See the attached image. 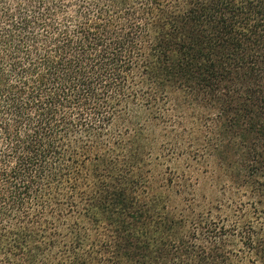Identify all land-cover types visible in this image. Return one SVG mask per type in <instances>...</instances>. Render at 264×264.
Here are the masks:
<instances>
[{
    "label": "trees",
    "instance_id": "1",
    "mask_svg": "<svg viewBox=\"0 0 264 264\" xmlns=\"http://www.w3.org/2000/svg\"><path fill=\"white\" fill-rule=\"evenodd\" d=\"M0 264H264V0H0Z\"/></svg>",
    "mask_w": 264,
    "mask_h": 264
},
{
    "label": "rangeland",
    "instance_id": "2",
    "mask_svg": "<svg viewBox=\"0 0 264 264\" xmlns=\"http://www.w3.org/2000/svg\"><path fill=\"white\" fill-rule=\"evenodd\" d=\"M191 152H194V149L191 148ZM193 154V153H192ZM194 156V159H193V164L197 167L200 168V170H204V169H208L210 166V162L208 159H205L203 156H206V155H203V153H198V152H195V154H193ZM175 167V166H174ZM182 167H183V164H182ZM181 167V168H182ZM180 168V169H181ZM204 192H208V189L207 187L203 190Z\"/></svg>",
    "mask_w": 264,
    "mask_h": 264
}]
</instances>
